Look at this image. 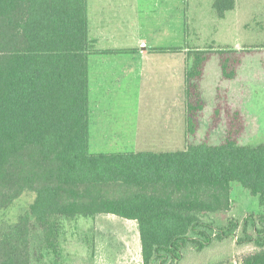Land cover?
Wrapping results in <instances>:
<instances>
[{"label": "trees", "instance_id": "obj_1", "mask_svg": "<svg viewBox=\"0 0 264 264\" xmlns=\"http://www.w3.org/2000/svg\"><path fill=\"white\" fill-rule=\"evenodd\" d=\"M213 8L223 18L234 0H216ZM252 52H189L186 141L205 108L200 81L210 57L218 56L222 80L231 81ZM89 54L87 0H0V210L25 191L35 194L29 212L0 234V264H32L35 226L54 251L60 219L98 215L137 223L142 264H176L189 247L203 251L229 236L253 247L242 264H264V215L242 222L226 216L233 182L264 210V144H238L240 112L224 106L227 129L219 145L91 153ZM221 112L218 103L214 122Z\"/></svg>", "mask_w": 264, "mask_h": 264}, {"label": "rangeland", "instance_id": "obj_2", "mask_svg": "<svg viewBox=\"0 0 264 264\" xmlns=\"http://www.w3.org/2000/svg\"><path fill=\"white\" fill-rule=\"evenodd\" d=\"M215 1H134L138 4L140 23L144 24L147 32L151 34L157 26H164V32L170 30L171 33L170 48L182 51L169 53L170 56L167 53V59L159 60L164 61V74L161 70L156 74L149 69L153 68L155 56L139 62L138 86L128 100L127 108L130 111L121 110L125 99L111 98L112 103L119 106L109 110L107 115L110 116L105 117L106 122L118 128L128 122L129 127L134 123L131 110L138 108L136 123L144 135L140 141L146 139L148 142L100 143L94 144L95 147L90 143L92 153H161L182 150L189 143L219 145L224 142L227 129L224 106L242 114L244 131L239 145L255 147L264 144V0H234V8L225 12L223 18H219L213 8ZM164 42L167 43L166 40ZM155 43L158 44V40ZM146 49L148 52L153 50ZM206 49H249L254 52L244 56L238 78L234 81H223L218 56L210 57L200 81L205 108L199 117L195 135L186 141L179 111L185 101L184 72L192 65L189 52ZM218 103L222 112L214 122V108ZM181 114L183 116L182 111ZM122 139L126 141L129 138H119ZM230 187L231 209L226 214L227 218L242 222L248 215H264L257 197L239 183L233 182ZM34 199V193L25 191L12 204L0 210V234L29 212ZM58 224L54 251L47 248L44 232L38 226L34 227L31 235L32 264H142L135 221L113 215H98L92 218H62ZM252 251V246L238 245L229 236L213 241L203 251L189 247L176 264H242L243 256Z\"/></svg>", "mask_w": 264, "mask_h": 264}, {"label": "crops", "instance_id": "obj_3", "mask_svg": "<svg viewBox=\"0 0 264 264\" xmlns=\"http://www.w3.org/2000/svg\"><path fill=\"white\" fill-rule=\"evenodd\" d=\"M134 1L87 0L88 41L90 48L88 56L89 143H92L93 147H95L94 144L100 143L133 144L148 142L146 139L140 141V137L144 135L139 131V124L136 123L138 120V108L131 110V120L134 119V123L129 124V127L128 122L118 128L115 124L105 120L106 116L107 118L110 116L107 115L109 110L119 106L112 103L111 98L114 99L113 97L118 100H120V97L125 99V104L121 105L122 109H120L130 111V108H127L128 100L130 95L134 93V88L136 89L138 86L139 62L141 60L144 61L151 56H155L153 68L149 69L156 74L160 70L163 74L165 72L164 61L161 62L159 60L166 58L165 54L167 53H164L165 45H168L167 50L170 49V30L164 32V26H157L151 31V34L147 32L144 24L140 23L138 4ZM156 40H158V44H154ZM165 40L167 41L166 44ZM146 48H152L153 50L148 52ZM160 63L163 64V67H160ZM167 70L170 71V68L167 67ZM237 76L236 78H238ZM179 111L180 118L184 122L185 134V103L182 104V107L180 106ZM124 118H127V116H124ZM125 136L129 139L126 141L123 139L119 140L120 137ZM125 150H127L126 147Z\"/></svg>", "mask_w": 264, "mask_h": 264}]
</instances>
